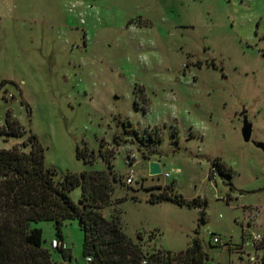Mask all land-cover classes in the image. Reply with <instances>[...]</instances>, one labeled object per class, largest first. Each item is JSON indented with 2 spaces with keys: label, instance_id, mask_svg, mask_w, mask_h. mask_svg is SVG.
I'll list each match as a JSON object with an SVG mask.
<instances>
[{
  "label": "rangeland",
  "instance_id": "374dc122",
  "mask_svg": "<svg viewBox=\"0 0 264 264\" xmlns=\"http://www.w3.org/2000/svg\"><path fill=\"white\" fill-rule=\"evenodd\" d=\"M8 110L57 179L108 174L113 202L101 211L145 253L181 257L198 237L209 264H264V243L250 244L264 236V0H0V126ZM216 157L231 178L213 171ZM162 191L207 205L149 201ZM35 226L50 247L54 222ZM62 233L67 264H85L79 220Z\"/></svg>",
  "mask_w": 264,
  "mask_h": 264
},
{
  "label": "trees",
  "instance_id": "16d2710c",
  "mask_svg": "<svg viewBox=\"0 0 264 264\" xmlns=\"http://www.w3.org/2000/svg\"><path fill=\"white\" fill-rule=\"evenodd\" d=\"M158 129L153 127L152 131L158 132ZM25 135L20 144H2ZM0 137V264L70 262V248L55 249L51 243L50 247L46 246L43 230L35 226L40 221L52 220L55 225L53 238L65 242L62 225L67 219L82 221L85 264H209L198 237L181 257L172 256L170 251L145 253L140 244L125 233L118 215L106 218L101 211L113 202V186L108 174L104 170L84 171L80 175L68 172L62 180L57 179V169L47 165L46 148L37 134L24 130L10 110L4 125L0 126ZM77 155L84 158L85 153L78 150ZM109 167L113 165L109 163ZM212 168L224 178L232 177V169L219 157L213 159ZM113 179L116 180V175ZM230 184L232 188L231 181ZM77 187H81L79 202L71 196V191ZM149 201H168L203 209L207 205L205 198L186 199L167 191L152 193ZM116 202L121 203L122 199ZM138 237L140 239L141 235ZM52 249L62 254V261L53 258Z\"/></svg>",
  "mask_w": 264,
  "mask_h": 264
},
{
  "label": "water",
  "instance_id": "95a60500",
  "mask_svg": "<svg viewBox=\"0 0 264 264\" xmlns=\"http://www.w3.org/2000/svg\"><path fill=\"white\" fill-rule=\"evenodd\" d=\"M244 115V113L242 114ZM253 134V124L249 121L246 115L243 116V127H242V137L246 142H249ZM257 147H259L264 152V142H257ZM149 174L150 175H161L162 167L157 161H151L149 163ZM80 227L82 226L81 219L79 220Z\"/></svg>",
  "mask_w": 264,
  "mask_h": 264
},
{
  "label": "built area",
  "instance_id": "2783aa9c",
  "mask_svg": "<svg viewBox=\"0 0 264 264\" xmlns=\"http://www.w3.org/2000/svg\"><path fill=\"white\" fill-rule=\"evenodd\" d=\"M129 182H132V178H129ZM213 242L214 243H219V244L223 243L222 238L218 237V236H214L213 237ZM262 243H264V236L262 234H259V233L258 234H254L253 237H252V240L250 241V244L252 246H255V248H258V245H261ZM51 246L53 248H55V249H67V248H69L68 244L66 242L61 241L58 238H53L52 239ZM88 260L90 261L91 258H88ZM143 262L146 263L147 260H144Z\"/></svg>",
  "mask_w": 264,
  "mask_h": 264
}]
</instances>
